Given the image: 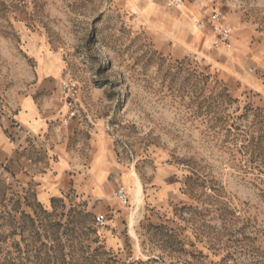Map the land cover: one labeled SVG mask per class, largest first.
Returning a JSON list of instances; mask_svg holds the SVG:
<instances>
[{
  "label": "rangeland",
  "instance_id": "obj_1",
  "mask_svg": "<svg viewBox=\"0 0 264 264\" xmlns=\"http://www.w3.org/2000/svg\"><path fill=\"white\" fill-rule=\"evenodd\" d=\"M184 6L0 0L2 114L65 78L79 111L24 156V190L0 183V264H264V0ZM212 10L230 49L193 22Z\"/></svg>",
  "mask_w": 264,
  "mask_h": 264
},
{
  "label": "crops",
  "instance_id": "obj_2",
  "mask_svg": "<svg viewBox=\"0 0 264 264\" xmlns=\"http://www.w3.org/2000/svg\"><path fill=\"white\" fill-rule=\"evenodd\" d=\"M191 34L185 37V34L178 33L175 40L177 43L182 41L183 45L191 46L200 38V34L193 32ZM7 109L6 116H10L11 119L0 112V183L10 184L11 191L18 192V190H24L23 188L25 185L28 186L27 183L31 179V173L26 165L30 160H24V156L30 151L45 149L47 145L44 143V134L49 131L52 121L61 120L65 107L57 102L51 106L41 98L23 96L16 97ZM67 119L70 118L63 120L64 130L67 129L66 123L70 122V126L74 127L77 122V119L76 121ZM99 171L97 170L93 176L94 186L98 192L99 188L102 190V185L108 176L106 174V177L99 182ZM48 177L44 176L36 189L43 201L46 200V192L50 189ZM19 183H22L21 187Z\"/></svg>",
  "mask_w": 264,
  "mask_h": 264
},
{
  "label": "built area",
  "instance_id": "obj_3",
  "mask_svg": "<svg viewBox=\"0 0 264 264\" xmlns=\"http://www.w3.org/2000/svg\"><path fill=\"white\" fill-rule=\"evenodd\" d=\"M164 3L168 7H178L180 5H184L185 2L192 3H202V0H163ZM206 5V4H204ZM193 22L199 29H205L209 27L219 38L221 43L227 48L230 49V31L228 27L223 24L220 14L212 10L208 20H204L203 18H193ZM77 86L72 78H65L61 80L59 85V91L57 94L58 101L61 105L65 106L67 109V117H77L78 116V106H77ZM1 113L2 110H0ZM117 198L122 203L127 201V195L124 189L118 190L116 193ZM97 220L99 223H103L104 216H97Z\"/></svg>",
  "mask_w": 264,
  "mask_h": 264
},
{
  "label": "bare ground",
  "instance_id": "obj_4",
  "mask_svg": "<svg viewBox=\"0 0 264 264\" xmlns=\"http://www.w3.org/2000/svg\"><path fill=\"white\" fill-rule=\"evenodd\" d=\"M177 9L184 15L186 16V10H187V7H185L184 5H181V6H178ZM193 28V27H192ZM134 175V173H133ZM131 194H132V197H133V200L139 204L142 202V196H143V191H142V186L140 184V182L136 179V177L134 176V184H133V188L131 190ZM133 213V212H132ZM131 213V214H132ZM134 214V213H133ZM132 214V215H133ZM131 215V216H132ZM130 216V217H131ZM133 218V217H132Z\"/></svg>",
  "mask_w": 264,
  "mask_h": 264
}]
</instances>
